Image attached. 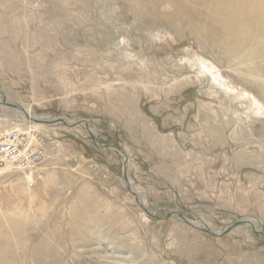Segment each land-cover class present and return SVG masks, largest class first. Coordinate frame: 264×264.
I'll use <instances>...</instances> for the list:
<instances>
[{
    "label": "rangeland",
    "instance_id": "obj_1",
    "mask_svg": "<svg viewBox=\"0 0 264 264\" xmlns=\"http://www.w3.org/2000/svg\"><path fill=\"white\" fill-rule=\"evenodd\" d=\"M217 1L0 0V264H264V34Z\"/></svg>",
    "mask_w": 264,
    "mask_h": 264
},
{
    "label": "bare ground",
    "instance_id": "obj_2",
    "mask_svg": "<svg viewBox=\"0 0 264 264\" xmlns=\"http://www.w3.org/2000/svg\"><path fill=\"white\" fill-rule=\"evenodd\" d=\"M214 7L219 10L225 29L232 34H239L243 39L251 32L264 34V0H218ZM36 120L38 123L49 121Z\"/></svg>",
    "mask_w": 264,
    "mask_h": 264
},
{
    "label": "crops",
    "instance_id": "obj_3",
    "mask_svg": "<svg viewBox=\"0 0 264 264\" xmlns=\"http://www.w3.org/2000/svg\"><path fill=\"white\" fill-rule=\"evenodd\" d=\"M3 40V39H2ZM1 40V41H2ZM2 45L0 44V47H1ZM6 55L1 51V49H0V62L2 61V62H4L5 61V59H6V57H5ZM0 78H1V75H0ZM15 91V90H14ZM192 152H195V151H192V149H190L189 150V152H181V153H184V154H186V156H184V154H181V155H179L178 157H177V159H180L176 164H174L173 165V168H172V170H173V172H177V170H178V172H182V174H184V175H186L187 177H188V179H189V181H191L190 182V184H193V187L195 188L194 190H196L197 189V191H201L202 189H201V184L200 183H197V181H196V179L194 178V176H192L191 175V171H193L198 165L196 164V155L194 154V153H192ZM189 153V154H188ZM178 155V154H177ZM173 156H175V155H173ZM172 156V158L175 160V157H173ZM191 156H193L192 157V159H191V161H190V158H191ZM184 159V160H183ZM162 160H163V158H162ZM186 160H189V164H188V169H185V167H184V161H186ZM167 163H165L164 161H162V162H159V163H157V164H155L154 166L156 167V171H157V173L160 171H162L164 168H165V165H166ZM232 163L230 162L229 163V165H231ZM230 166H224V163H221L220 165H219V168H222L223 170L224 169H226V168H229ZM233 168H234V166H232ZM201 169V168H200ZM204 169V168H203ZM212 171H214V170H212ZM232 171H234V170H232ZM236 174V176H238V178L240 177V174L239 173H235ZM245 176H246V178H248L249 180H255V178H254V174H253V172H249V173H246L245 174ZM241 177H242V175H241ZM181 182V180H178V183H180ZM239 182L241 183V184H244L243 183V180L241 179V178H239ZM183 184V183H182ZM225 184H228V181H225ZM178 185V184H177ZM205 185V184H204ZM206 187H208V186H206ZM215 188V187H214ZM214 188H212V189H214ZM181 190V189H180ZM216 191V189H214V192ZM220 191V190H219ZM228 191H233L232 189H230V187H228V186H225V188L222 190V192H224V195L223 196H225V195H227V193H228ZM221 192V191H220ZM212 194H214L215 195V193H212ZM217 194V193H216ZM234 195L236 196V199H235V205L236 206H242V204L244 203V202H242V200H240V198L243 196V192L242 191H235V193H234ZM259 194H258V192H253V200H255L254 199V197H256V196H258ZM225 199V198H224ZM222 205H226V204H223V203H221ZM250 204H253L252 202H250Z\"/></svg>",
    "mask_w": 264,
    "mask_h": 264
},
{
    "label": "built area",
    "instance_id": "obj_4",
    "mask_svg": "<svg viewBox=\"0 0 264 264\" xmlns=\"http://www.w3.org/2000/svg\"><path fill=\"white\" fill-rule=\"evenodd\" d=\"M18 151V142L16 137H8L6 140L0 138V162L3 157L12 158Z\"/></svg>",
    "mask_w": 264,
    "mask_h": 264
},
{
    "label": "water",
    "instance_id": "obj_5",
    "mask_svg": "<svg viewBox=\"0 0 264 264\" xmlns=\"http://www.w3.org/2000/svg\"><path fill=\"white\" fill-rule=\"evenodd\" d=\"M58 121H60V119H54V120H52V121H48L49 123H54V122H58ZM228 231H225V233H227Z\"/></svg>",
    "mask_w": 264,
    "mask_h": 264
}]
</instances>
